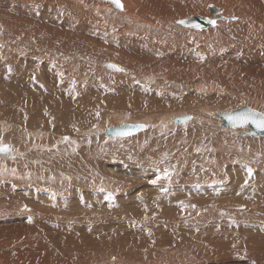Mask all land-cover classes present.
Returning a JSON list of instances; mask_svg holds the SVG:
<instances>
[{"label":"rangeland","instance_id":"1","mask_svg":"<svg viewBox=\"0 0 264 264\" xmlns=\"http://www.w3.org/2000/svg\"><path fill=\"white\" fill-rule=\"evenodd\" d=\"M46 1L0 0V51L8 52L16 66L21 61L22 66L26 58L38 59L31 66L32 74L43 84L48 67L51 75L47 76L50 84L40 90L42 100L29 99L30 95H26L27 99L22 92L11 90L9 104L4 110L0 108V144L16 149L15 158L7 160L20 161V166L14 163L15 167L6 166V170L2 168L5 163L0 166L8 175L0 173V264H264V202L257 205L259 211L255 213H248L251 208L244 204L254 195L246 186L264 185V138L239 137L236 133L245 127L221 128L220 121L206 116L204 111L215 113L248 105L264 113V0H137V11L126 8L123 13L108 5L105 8L98 0ZM208 4L223 9L224 16L237 15V19L219 21L208 29L210 33L172 23L197 14L211 17ZM6 18L15 20L8 25ZM138 20L147 23L142 25ZM160 24L163 29L157 27ZM105 61L122 67L124 73L105 71L100 66ZM198 85L204 87L200 89ZM58 89L72 93V97L91 100L89 104L94 108L86 109L84 105L80 109L90 119L85 126L75 122L78 117L67 115L70 111L60 110ZM5 91L0 83V96ZM49 94L56 98L55 103ZM14 96H19L17 101ZM20 96L25 99L20 100ZM119 98L137 107L117 105ZM31 101L36 102L33 108ZM12 108L23 114L32 109L43 118L49 117L47 126L32 128L31 134L24 137L21 134L22 149L2 134V129L11 132L5 114ZM23 109H27L25 113ZM182 113L192 115L185 126L159 125V120ZM142 120L148 121L146 129L132 137L108 139L100 131L123 121L146 122ZM0 159L4 158L0 155ZM153 180L157 182L151 183ZM239 187L246 189L240 193L242 209H228L232 205L221 206L219 202L196 209L179 207L184 212L183 224L191 228L202 223L206 230L188 235L185 232L182 243L165 246L151 242L146 248L124 251L121 256L111 252L99 256L104 250L97 249L96 238L106 231L100 223L48 214L57 204L73 202L86 191L101 190L112 204L133 192V196L139 194V199L148 198L153 204L173 208L182 204L186 195L210 191L218 192L219 198L238 192ZM259 196L264 199V192L256 195L255 201ZM127 200L124 203L132 207ZM158 216L162 220L156 222ZM161 216L152 212L146 222L153 228H166L169 221ZM46 217L53 219L44 221ZM73 224L78 228L65 230ZM224 243H234L236 247L218 248Z\"/></svg>","mask_w":264,"mask_h":264},{"label":"bare ground","instance_id":"2","mask_svg":"<svg viewBox=\"0 0 264 264\" xmlns=\"http://www.w3.org/2000/svg\"><path fill=\"white\" fill-rule=\"evenodd\" d=\"M97 1V0H96ZM137 0H123V9L125 10V12H126V8L127 9H131V10H133V11H135L136 9H138L137 7H138V1L136 2ZM149 1V0H148ZM199 1V0H198ZM45 2V1H44ZM46 2H49V0H47ZM99 2V1H98ZM247 2V1H246ZM103 3V5H104V7L105 8H107V7H110L109 6V3H107V2H102ZM252 3V2H251ZM146 4V3H145ZM203 4V3H202ZM207 4V3H206ZM218 4V3H217ZM87 5H89V4H87ZM92 5V4H91ZM91 5H90V7H91ZM107 7H106V6ZM143 5H144V2H143ZM199 5V4H198ZM201 5V4H200ZM251 5H254L253 3L251 4ZM251 5H250V7H251ZM93 6V5H92ZM146 6V5H145ZM241 6H243V5H241ZM246 6V5H245ZM79 7H80V5H79ZM96 7H98V6H96ZM140 7H141V5H140ZM222 7V6H221ZM255 7V6H254ZM93 8V7H92ZM100 8V7H99ZM207 8V7H206ZM253 8V7H252ZM88 9H89V7H88ZM102 9V8H101ZM7 10V9H6ZM226 10V9H225ZM58 11V10H57ZM87 11V10H86ZM137 11V10H136ZM244 11V10H243ZM242 11V12H243ZM248 11V10H247ZM250 11H251V9H250ZM253 11V10H252ZM251 11V12H252ZM193 12V11H192ZM226 12V11H225ZM245 12V11H244ZM255 12V11H254ZM5 13V12H4ZM56 13V12H55ZM80 13V12H79ZM118 13H123V11H119ZM136 13V12H135ZM172 13V12H171ZM177 13V12H176ZM223 13H224V11H223ZM222 13V14H223ZM231 13V12H230ZM246 13V12H245ZM250 12L248 11V14H249ZM137 14V13H136ZM166 14L169 16V14L166 12ZM166 14H165V16H166ZM178 14H180V13H178ZM225 14V13H224ZM243 14V13H242ZM251 14V13H250ZM255 14V13H254ZM132 15V14H131ZM198 15V14H197ZM231 15V14H230ZM240 15V14H239ZM164 16V15H163ZM204 16H206V17H209V15H204ZM237 15H235V17H236ZM246 16V15H245ZM134 17H135V15H134ZM139 16H136V18H138ZM148 17V16H147ZM190 17V16H189ZM253 17V16H252ZM160 18H161V16H160ZM163 18V17H162ZM240 18V17H239ZM14 19V18H13ZM13 19L11 20V19H9V18H6V20H4V22H6V24H8V25H10L11 23H12V21H13ZM133 19V18H132ZM139 19V18H138ZM167 19V18H166ZM241 19H242V17H241ZM240 19V20H241ZM244 19V18H243ZM242 19V20H243ZM254 19V18H253ZM8 20V21H7ZM15 20V19H14ZM143 20V19H142ZM142 20H138L139 22V24H142V25H146V23H147V21L146 22H144V21H142ZM162 20V19H161ZM170 20V19H169ZM173 20V19H172ZM245 20V19H244ZM243 20V21H244ZM263 20V19H262ZM17 21V20H16ZM135 21V20H134ZM160 21V20H159ZM242 21V22H243ZM246 21V20H245ZM8 22V23H7ZM18 22V21H17ZM129 22V21H128ZM141 22V23H140ZM150 22V21H149ZM174 21H172V23H173ZM219 22V21H218ZM218 22L216 23V24H218ZM226 22V21H225ZM238 22V21H237ZM247 22V21H246ZM256 22H257V19H256ZM137 23V22H136ZM249 23V22H248ZM258 23V22H257ZM3 24V23H2ZM15 24V23H14ZM153 24V23H152ZM255 24V23H254ZM8 25L6 26L7 28H8ZM16 25H18V24H16ZM262 25H263V23H262ZM13 26V25H12ZM19 26V25H18ZM157 26V25H156ZM171 26V25H170ZM224 26V25H223ZM248 26V25H247ZM20 27V26H19ZM152 26H149V28H151ZM157 27H159V28H161V29H163L162 27V25L160 24L159 26H157ZM172 27V26H171ZM218 27V26H217ZM235 27V26H234ZM262 27V26H261ZM4 28V27H3ZM14 28H16V27H14ZM36 28H39V26H36ZM148 28V29H149ZM168 28V27H167ZM221 28V27H220ZM5 29V28H4ZM208 29H211V28H207L206 30L207 31H209ZM215 29V28H214ZM222 29H223V27H222ZM264 29V28H263ZM16 30V29H15ZM155 30V29H154ZM206 30H204V31H206ZM240 30V29H239ZM19 31V30H18ZM24 32V31H23ZM39 32H42V30L40 29V31ZM186 32H188V30L186 31ZM212 32V31H211ZM215 32V31H214ZM16 33V32H15ZM208 33H210V31L208 32ZM8 34H10V33H8ZM7 34V35H8ZM156 34V33H155ZM205 33H201V36L202 35H204ZM6 35V36H7ZM41 35H43V34H41ZM150 35V34H149ZM211 35V34H210ZM222 35H224V34H221V36ZM5 36V35H4ZM13 36V35H12ZM221 36H220V38H221ZM225 36V35H224ZM2 37V36H1ZM9 37V36H8ZM137 37V36H136ZM205 37V36H204ZM225 37H227V36H225ZM43 38H44V36H42L40 39H37L39 42H42L43 41ZM212 38V37H211ZM157 39V38H156ZM6 40V39H5ZM219 40V39H218ZM5 42V41H4ZM222 45V44H221ZM5 52V51H4ZM4 52H2V51H0V53H1V56H2V58H3V61H5V62H3V61H0V74L2 73V76H0V83L2 84V87L4 86V89H6L7 91H5L6 93L3 95V97L2 96H0V99H1V97H2V99H4V100H2L1 99V106H0V108L1 109H3L4 110V108L9 104V100L10 99H8V97L9 96H11V94H10V91L11 90H16V91H19V92H22L23 93V95H21V93H20V95L22 96V97H25V98H27L26 97V95H30V96H32V97H30L29 99H41L42 100V98H41V95L42 94H40V90L44 87V85H49L50 84V78L49 77H47V76H51L50 75V72H49V69H50V67H48V70L47 71H44L43 73H44V75H45V83L43 84V83H41L39 80H37L36 79V77H35V74H32L33 73V69H32V64H34V63H36V61L38 60V59H34V58H29V59H23V65L21 66V64H22V61H21V64H19V65H15L14 64V62H13V60H14V58L8 53V52H6V53H4ZM221 52V51H220ZM33 57V56H32ZM109 57H110V55H109ZM227 57V56H226ZM38 58V57H37ZM114 58V57H113ZM92 61V60H91ZM90 61V62H91ZM94 61H95V59H94ZM94 61H93V63H94ZM97 61H99V60H97ZM39 62V61H38ZM105 62H110V61H105ZM231 62V61H230ZM31 63V64H30ZM102 63V62H101ZM110 63H112V62H110ZM116 63V62H115ZM90 64V63H89ZM95 64V63H94ZM113 64H114V62H113ZM163 64V63H162ZM231 64H233V63H231ZM9 67H11V69H12V71L9 73L8 72V68ZM102 68V67H101ZM122 68V67H121ZM45 69H47V68H45ZM103 69V68H102ZM131 72V71H130ZM129 72V73H130ZM122 73H124V72H122ZM142 73V72H141ZM117 74V73H116ZM131 74V73H130ZM130 74H128V75H130ZM128 75L127 76H125V77H128ZM106 76V75H105ZM119 76V75H118ZM95 77V76H94ZM110 77V76H109ZM116 77V76H115ZM56 78V77H55ZM92 78H93V76H92ZM100 78H102V76L100 77ZM107 78V77H106ZM118 77H116V80H120L119 78L117 79ZM96 79H98V78H96ZM107 79H110V78H107ZM110 80H113L112 78L110 79ZM157 80V79H156ZM104 81V80H103ZM207 83V82H206ZM95 84H97V83H95ZM95 86V85H94ZM197 86V85H196ZM199 86V85H198ZM121 87V86H120ZM202 87H204V86H202V85H200L199 86V88L200 89H202ZM205 87H208V86H205ZM210 88V87H209ZM215 88V87H214ZM217 88V87H216ZM94 89V88H93ZM100 89V88H99ZM44 90V89H43ZM50 90V89H49ZM59 90V89H58ZM61 90V92H58V93H56V97H59V103H57L58 105L60 104L61 105V107L60 108H62V109H60V110H67L69 113H67V115H69L70 116V114H71V117H74V116H76V117H78V120L77 121H75V122H78L79 124H81V125H83V126H85V123L86 122H88L90 119H89V116L88 117H84L81 113H80V109H81V107L82 106H84L85 105V107H86V109L87 108H90V107H92V108H94V106H91V104H89V102L91 101H88V100H86V98H84V97H79V96H74V97H72V93H67V92H64V89H60ZM59 90V91H60ZM88 90V89H87ZM96 90V89H95ZM196 90V89H195ZM216 90V89H215ZM53 91V90H52ZM63 91V92H62ZM198 91V90H197ZM47 92V91H46ZM72 92V91H71ZM97 92V91H96ZM207 92H209L208 90H207ZM213 92H215V91H213ZM43 93V92H42ZM84 93V92H83ZM204 93V92H203ZM210 93V92H209ZM217 93V92H216ZM10 94V95H9ZM15 94V93H14ZM63 94H64V96H63ZM215 94V93H214ZM214 94H213V97H214ZM16 95H18V93H16ZM15 95V96H16ZM49 95H50V97H49ZM49 95H47L48 96V98H51V102L53 101V103H55L54 102V100L56 99V98H53V95H54V93H53V95L52 94H49ZM57 95H60V96H57ZM86 94L84 93V96H85ZM99 95V94H98ZM210 95H212V94H210ZM217 95V94H216ZM14 96V97H15ZM20 96V97H21ZM95 96V95H94ZM106 96V95H105ZM17 97H19V96H17ZM17 97H15V100H16V98ZM21 97V99L20 100H22V99H25V98H22ZM61 97H63V100L61 99ZM88 97V96H87ZM107 97V96H106ZM109 97V96H108ZM152 97V96H151ZM154 97V96H153ZM157 97V96H156ZM11 98H12V96H11ZM47 98V97H46ZM155 98V97H154ZM206 98V97H205ZM208 98V97H207ZM220 98V97H219ZM218 98V99H219ZM28 99V98H27ZM26 99V100H27ZM45 99V97L43 98V100ZM151 99V98H150ZM156 99V98H155ZM159 99V98H158ZM202 99V98H201ZM212 99V98H211ZM26 100H24V101H26ZM121 100H123V99H121V98H119L116 102H117V105H124V106H128V107H131L132 105H135V104H132L131 106H129V105H127V101L126 102H124V101H121ZM146 100V99H145ZM11 101H12V99H11ZM14 101V100H13ZM17 101V100H16ZM18 101H19V99H18ZM29 101V100H28ZM56 101V100H55ZM111 101V100H110ZM151 101V100H150ZM218 101V100H217ZM220 101V100H219ZM218 101V102H219ZM95 102V101H94ZM213 102V101H212ZM19 103V102H18ZM26 103V102H25ZM29 103V102H28ZM27 103V104H28ZM32 103L34 104H36V102H33V101H31V106H32V108L34 107L33 105H32ZM41 103V102H40ZM213 103H215V101L213 102ZM30 104H28L27 106L28 107H26V108H29L30 107ZM94 104V103H93ZM92 104V105H93ZM189 104H190V102H189ZM19 105V104H18ZM39 105V104H38ZM49 105V104H48ZM216 105V104H215ZM90 106V107H89ZM136 106V105H135ZM140 106V105H139ZM160 106H161V104H160ZM212 106H213V104H212ZM242 106V105H241ZM248 106V105H247ZM17 107H19V106H17ZM22 107H23V105H22ZM22 107H20V108H22ZM41 107V105L39 106V108ZM45 107V106H44ZM96 107V106H95ZM137 107V106H136ZM191 107V106H190ZM238 107H240V106H237L236 108H238ZM250 107V106H249ZM37 108H38V106H37ZM38 108V109H39ZM42 108V107H41ZM36 109V108H35ZM34 109V110H35ZM45 109V108H44ZM85 109V108H84ZM83 109V110H84ZM135 109V108H134ZM138 109V108H137ZM232 109H235V108H232ZM232 109H230V110H232ZM27 109H23V112L24 111H26ZM37 110V109H36ZM42 110H43V108H42ZM51 110V109H50ZM47 111V110H46ZM204 111L206 112L205 114H206V116H211V117H213V112L212 111H210V110H208V109H204ZM218 111H229V110H216L215 112H218ZM62 112V111H61ZM203 112V111H202ZM25 113V112H24ZM40 113V112H39ZM42 113V112H41ZM64 113V112H63ZM85 113V112H84ZM183 114V113H182ZM182 114H177V115H182ZM204 114V115H205ZM6 117L5 118H7V119H9V131H11V132H5V130L4 129H2V134H3V136H4V139L5 140H7V141H11V142H13V143H15L16 145H20V148L22 149L23 148V143L22 144H20V142H19V140H21L22 141V139H24V138H21V134H23V137L26 135V133L27 134H31V132H30V130L32 129V128H35L36 129V127H45V125L47 126L48 124H46V123H48V118H43L42 116H40V115H38L35 111H33L32 109H28V111H26V113L25 114H23V113H21V112H19L17 109H15V108H12L11 110H8L7 112H6ZM47 115V114H46ZM87 115V114H86ZM175 115V114H174ZM173 115V116H174ZM191 115V114H190ZM167 117V116H166ZM172 117V116H171ZM171 117H169V118H171ZM65 118V117H64ZM63 117H62V119H64ZM169 118H167V119H169ZM52 119V118H51ZM58 119V118H57ZM66 120L68 119V118H65ZM195 119V118H194ZM214 119H217L216 117H214ZM73 120V119H72ZM163 120H166V119H164L163 118ZM162 120V121H163ZM192 120V119H191ZM209 120V119H208ZM57 121V120H56ZM142 121H146V120H142ZM162 121H160L159 120V125H161L162 123ZM216 121V120H215ZM218 121V120H217ZM55 122V121H54ZM54 122L52 123V124H54ZM60 122V121H59ZM67 122V121H66ZM73 122H74V120H73ZM74 122V123H75ZM123 122H125V121H123ZM122 122V123H123ZM147 122L148 121H146V122H144V123H146L145 125H146V127H147ZM210 122V121H209ZM51 123V122H50ZM65 123V122H64ZM91 123V122H90ZM122 123H118V124H116V125H120V124H122ZM130 123V122H129ZM132 123H135V122H132ZM136 123H140V122H136ZM56 124H58V123H56ZM55 124V125H56ZM77 123H75V125H76ZM68 126H70L69 124H67ZM66 125V126H67ZM87 125V124H86ZM168 126H173L174 124H172V123H168L167 124ZM215 125V124H214ZM59 126V125H58ZM64 126V125H63ZM73 126V125H72ZM80 126V125H79ZM94 126V125H93ZM166 126V125H165ZM52 127V126H51ZM75 126H73L72 128L73 129H75L74 128ZM92 127V126H91ZM55 128H56V126H55ZM65 127H63V129H64ZM222 128V127H221ZM246 128V127H245ZM245 128L244 129H240L236 134L239 136V137H243V138H245L244 136H240L239 135V132H241V131H244L245 130ZM45 129V128H44ZM66 129V128H65ZM64 129V130H65ZM69 129H71V128H69ZM68 129V130H69ZM106 129V128H105ZM105 129L104 128H102L100 131H102V133L104 134V131H105ZM34 130V129H33ZM72 130V129H71ZM58 131V130H57ZM66 131V130H65ZM73 131V130H72ZM76 131V130H75ZM78 131V130H77ZM82 131V130H81ZM88 131V130H87ZM42 132V131H41ZM70 132V131H69ZM143 132V131H142ZM142 132H140V133H142ZM5 133H7V134H5ZM52 133V132H51ZM72 133V132H71ZM88 133V132H87ZM91 133H92V131H91ZM63 134V133H62ZM67 134V133H66ZM78 134V133H77ZM73 135V134H72ZM105 135V134H104ZM234 135V134H233ZM53 136V135H52ZM55 136V135H54ZM57 136V135H56ZM59 136V135H58ZM225 136H227V135H225ZM61 137V136H60ZM70 137V136H69ZM132 137V136H131ZM234 137V136H233ZM33 138H34V136H33ZM106 138H107V136H106ZM237 138V137H236ZM108 139H109V137H108ZM111 139V138H110ZM256 139V138H255ZM83 140V139H82ZM220 140V139H219ZM246 140V139H245ZM43 141V140H42ZM241 141V140H240ZM69 142V141H68ZM244 142V141H243ZM246 142V141H245ZM244 142V143H245ZM255 142V141H254ZM18 143V144H17ZM1 144H3V145H7V144H5V143H1ZM230 145V144H229ZM7 146H9V145H7ZM9 148H10V155L8 156L6 153H0V155L2 156V158H4L3 160L2 159H0V166L2 165L1 163H5L6 165H5V167L4 166H2V168H4L5 170H6V166L7 167H12V166H14L15 167V165H13L14 163H17V165H19L18 163H20V161H19V159H17V162H15V160L16 159H14L13 161L12 160H7V159H13V158H15V156L14 155H17L16 153V149L15 148H13L12 146H9ZM26 157V156H25ZM144 159V158H143ZM142 160V159H141ZM16 165V166H17ZM22 165V164H21ZM20 166V165H19ZM223 166V165H222ZM18 167V166H17ZM155 167H157V166H155ZM2 168H0V173H2V175H6V174H4V172H2L1 170H4V169H2ZM69 168V167H68ZM7 170H9V169H7ZM12 170H14V169H12ZM11 170H9V172H10ZM157 171V170H156ZM40 172H41V170H40ZM17 172H15V174H16ZM39 173V172H38ZM11 174V173H10ZM152 175V174H151ZM6 176H8V175H6ZM37 176H39V175H37ZM103 176V175H102ZM38 178V177H37ZM52 178V177H51ZM113 180V179H112ZM133 182V181H132ZM144 183V182H143ZM90 184V183H89ZM216 184V183H215ZM32 186V185H31ZM43 186V185H42ZM45 186V185H44ZM108 186V185H107ZM261 186H262V188H261ZM21 187V186H20ZM19 187V188H20ZM24 187V186H23ZM106 187V186H105ZM211 187V186H210ZM3 188V187H2ZM22 188V187H21ZM33 188H34V186H33ZM41 188V187H40ZM212 188V187H211ZM214 188V187H213ZM241 188H242V186H241ZM240 187L239 188H236V190L239 192H235V193H233V194H230V195H224V196H219V198H218V192L216 193V192H211L210 193V191H209V194H202V193H196V194H193V196H187L186 195V197H185V199L183 200L182 199V204L180 203L179 205H175L173 208H171V207H167V206H170V205H162V204H160V205H158L157 203H155V204H153L150 200H148V198L147 199H145V200H142V199H139V194H137V195H135V196H133V192H130V195L131 196H133L134 197V199L133 198H129V197H131V196H129L127 193V195H126V197H124L123 198V200H119L118 202H116V203H109L107 200H109L108 198H106L105 197V194H101L100 193V191L99 192H97V191H86V192H84V193H79L80 195V197L78 198V199H75V201H73V202H70V203H68V204H63V203H60V204H57L56 205V207H55V210L54 211H52L51 213H48V214H52V216H56V215H58V216H60V217H62V218H64V217H66V218H73V219H82V222H87V221H94V222H97V223H100V226H101V228H103V229H105L106 231L103 233V234H101L100 236H98L97 238H96V240L98 241V245H97V249H103L104 251H102V253L99 255L100 257H103V256H105L104 255V253H106V252H111V253H115V254H119L120 256L121 255H123V253H124V251L126 252V253H128L129 251L130 252H135V251H137V250H139L141 247H143V248H146L147 246H149L147 243H151L152 242V244L153 243H160L161 245L163 244V245H175V243H178V242H181V241H183V237H182V234L183 235H185L186 236V233L185 232H187V235H188V232H190L191 233V231H195V232H200V231H204V230H206L205 228H204V226L203 225H201V224H198L197 223V225H191V228H190V226H188V225H186V224H183V222H184V219H182V218H184L183 217V213L184 212H182L181 211V209L179 208V207H185V206H187V207H192V206H195V209L196 208H201L202 206H209V205H215V204H218V202H219V204L221 205V204H223V205H226V206H228V205H232L231 207H228V209H232V210H235L236 209V207H237V209H242L241 208V205H239V204H243L242 203V200H243V196L241 195L242 194V191L245 189L244 187V189H241ZM261 188V189H260ZM32 189V188H31ZM103 189V188H102ZM144 189H146V188H144ZM198 189V188H197ZM246 189L249 191V189L251 190L250 191V194L252 195V193H254V195H252V197H250V198H248V199H246V201L244 202V204H246L247 206H250V208L251 209H249L250 211H248V213H255V212H257V211H259V206H257V205H262V203L264 202V199H262L261 198V196H259V198H258V200L257 201H255V199H254V197L256 196V195H261V193H263L264 192V185H257V184H255L253 187H251V188H249V187H247L246 186ZM245 189V190H246ZM6 190V189H5ZM24 190V189H23ZM28 190V189H27ZM141 190H143V189H141ZM183 190V189H182ZM201 190V189H200ZM216 190H218V188L216 189ZM47 191V190H46ZM126 191V190H125ZM139 191V190H138ZM202 191V190H201ZM207 191V190H206ZM247 192V191H246ZM43 193V192H42ZM48 193V192H47ZM46 193V194H47ZM188 193V192H187ZM194 193V192H193ZM241 193V194H240ZM150 194V193H149ZM247 194V193H246ZM30 195H31V193H30ZM33 195V194H32ZM31 195V196H32ZM35 195V194H34ZM185 195V194H184ZM249 195V194H248ZM170 196V195H169ZM178 196H180V195H178ZM250 196V195H249ZM149 197V196H148ZM162 197V196H161ZM172 197V196H171ZM245 197H247L246 195H245ZM105 198V199H104ZM127 198H129L128 200H127ZM163 198V197H162ZM167 200H170L169 198H168V196L167 197H165ZM175 198V197H174ZM179 198V197H178ZM74 199V198H73ZM107 199V200H106ZM149 199H151V198H149ZM172 199V198H171ZM76 200H77V202H76ZM125 200H127L126 202L127 203H129L132 207H130V206H128V205H126V203H124V201ZM153 200H154V197H153ZM229 200H236V201H239V202H228ZM68 201V200H67ZM105 201H107L108 202V204H111V205H108ZM154 202H156V200L154 201ZM166 202V201H165ZM172 202V201H171ZM174 202V201H173ZM251 203V204H250ZM164 204V203H163ZM243 204V205H244ZM253 204V205H252ZM222 206V205H221ZM240 206V207H239ZM203 210V209H202ZM128 212V213H127ZM152 212H155V213H158L159 215H163V216H161V217H164V219H168V221H169V224L168 225H166V228H165V225H164V228L162 227V225H161V227L163 228V229H160V228H153L151 225H150V223H148V222H146V217L150 214V213H152ZM245 213V212H244ZM194 215V214H193ZM151 216V215H150ZM196 216V215H195ZM197 217V216H196ZM190 218V217H189ZM43 219V218H42ZM53 219V218H52ZM52 219H50L49 217L47 218H45V220L44 221H48V220H52ZM192 219V218H191ZM19 220V219H18ZM141 220H143L144 221V223L143 224H141L139 221H141ZM156 222L158 221H161L162 220V218H160L159 216L158 217H156ZM183 220V221H182ZM43 221V222H44ZM199 221V220H198ZM16 222H19V221H16ZM21 222H23L22 221V219H21ZM77 222V221H76ZM193 222V221H192ZM47 223V222H46ZM52 223V222H51ZM74 223V222H73ZM60 224V223H59ZM72 224V223H71ZM77 224V223H76ZM167 224V223H166ZM188 224V223H187ZM190 224V223H189ZM155 225V224H154ZM153 225V226H154ZM46 226V225H45ZM48 226H50V225H48ZM47 226V227H48ZM55 226V225H54ZM72 226V225H71ZM70 225H69V229H65V230H71V228L72 229H77L78 228V226L79 225H75V224H73V226L71 227ZM47 227H45V228H47ZM51 227V226H50ZM50 227H48V231L50 230L49 228ZM52 227H53V225H52ZM63 227H65V228H67L66 227V225L64 226V224H63ZM44 228V227H43ZM58 228H59V226H58ZM57 228V229H58ZM180 229L179 231L177 230V229ZM53 230V229H52ZM64 230V231H65ZM171 230H174V231H171ZM56 230H54V232H55ZM182 233H181V232ZM44 232V231H43ZM61 232H62V230H61ZM67 232V231H66ZM64 233V232H63ZM55 234V233H54ZM73 234V233H72ZM195 234V233H194ZM204 234V233H203ZM63 235V234H62ZM62 235H59V236H62ZM196 237H198L199 235H198V233H196V235H195ZM216 237H218V235H215ZM189 237V236H188ZM187 237V238H188ZM192 237V236H191ZM186 238V237H185ZM207 240H210L209 238H206ZM189 240V239H188ZM93 243H94V241H93ZM97 243V242H96ZM182 243V242H181ZM185 243V242H184ZM160 246V245H159ZM193 246V245H192ZM195 247V246H194ZM229 247H236L235 245H234V243H224V244H221L220 246H218V248H220V249H226V248H229ZM66 248V247H65ZM93 248H95V247H93ZM154 248V247H153ZM193 248V247H192ZM1 249V248H0ZM70 249V248H69ZM107 249H109V250H107ZM90 251V250H89ZM161 251H162V249H161ZM69 252V254H70V251H68ZM151 252V251H150ZM157 252V251H156ZM159 252V251H158ZM163 252V251H162ZM165 252V251H164ZM189 253V252H188ZM157 254V253H156ZM157 255H159V254H157ZM157 257V256H156ZM160 257V256H159ZM163 257V256H162ZM114 258V257H113ZM172 258V257H171ZM197 258V257H196ZM195 258V259H196ZM157 259V258H156ZM181 259V258H180ZM198 259V258H197ZM211 259V258H210ZM221 259V258H220ZM230 259V258H229ZM158 260V259H157ZM156 260V261H157ZM222 260V259H221ZM197 261V260H196ZM233 262V261H232ZM213 263V262H212ZM231 263V262H230ZM207 264V263H206ZM210 264V263H209ZM216 264H218L217 262H216Z\"/></svg>","mask_w":264,"mask_h":264},{"label":"water","instance_id":"3","mask_svg":"<svg viewBox=\"0 0 264 264\" xmlns=\"http://www.w3.org/2000/svg\"><path fill=\"white\" fill-rule=\"evenodd\" d=\"M98 1L109 3L108 0H98ZM210 5H211V7H210ZM109 6H110V8H112V9H114L116 11H121V10L115 8V6L110 4V3H109ZM207 9H208V12L211 14V17H206V16H202V15H192V16L187 17V18L174 20L173 23L176 26L181 27V28H186V29L194 30V31H203V30H206L207 28L213 27L212 25H210V24H208L206 22L207 19H216L217 22L218 21L232 22V21H235L237 19L235 16H228V17L224 16L222 14L223 13V9L218 8L215 5L208 4L207 5ZM180 20H185L187 23L186 24L177 23V21H180ZM192 24H199V25H201V27L200 28H195V27L191 26ZM108 65H115L118 68L123 69L120 66H118L116 64H113V63H110V62H102V63H100V66L107 72H112V73H122V72H124V69H123V71H116L114 68L108 67ZM247 109H252V110H254L256 112H260V111H258L256 109H253V108H251V107H249L247 105H242V106H240L238 108H235V109H232V110H229V111H218V112H215V113H213V116L216 117L220 121V126L222 128H225V129H238V128H242V127L241 126H234L228 120L227 117L229 115L235 116L236 114H238L240 112H243V111H246ZM186 118H188V119H186ZM191 119H192V115H190V114L174 115V116H172L169 119L163 120L161 122L162 123L161 125L165 126L168 123H172L174 125L185 126ZM140 125H142L143 127H137V126H140ZM243 127H246V129L244 131L239 132L240 136L250 137V138H257V137L264 138V131H261V130L255 128L253 125L248 124V125H245ZM145 129H146V125L144 123H141V122L140 123L124 122V123H122L120 125H114V126H110V127L106 128L105 131H104V134H105V136H107V137H109L111 139H120V138H125V137H129V136L135 135L136 133L144 131ZM121 131L128 132L129 134H127V135H116V133L121 132ZM6 154L8 156L10 155V153H6Z\"/></svg>","mask_w":264,"mask_h":264},{"label":"snow or ice","instance_id":"4","mask_svg":"<svg viewBox=\"0 0 264 264\" xmlns=\"http://www.w3.org/2000/svg\"><path fill=\"white\" fill-rule=\"evenodd\" d=\"M108 2L112 5L115 6V8L123 11V4H122V0H108ZM211 7V5H210ZM208 24L212 25L213 27L216 26V19H207L206 21ZM177 23L179 24H186L187 22L185 20H180L177 21ZM192 27L195 28H200L201 25L199 24H192ZM108 67L110 68H114L116 71H123V69L118 68L115 65H108ZM12 71L11 67L8 68V72L10 73ZM228 120L234 125V126H245L248 124L253 125L255 128L264 131V113H260V112H256L252 109H247L246 111L240 112L238 114H236L235 116L229 115ZM188 119V118H186ZM137 127H143L142 125L137 126ZM129 134L128 132H118L116 133V135H127ZM10 152V148L7 145H3L0 144V153H9ZM251 175V170L249 169V176ZM165 177H167V173H165ZM160 179V177H157V180ZM157 181L153 180L151 181V183L155 184ZM247 183V181L245 182ZM29 222H31L29 220ZM252 264H255V262H252Z\"/></svg>","mask_w":264,"mask_h":264}]
</instances>
